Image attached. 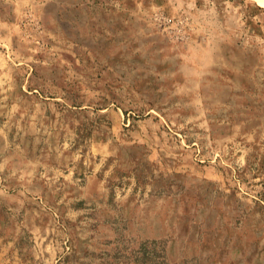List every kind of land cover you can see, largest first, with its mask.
<instances>
[{"label":"rangeland","instance_id":"rangeland-1","mask_svg":"<svg viewBox=\"0 0 264 264\" xmlns=\"http://www.w3.org/2000/svg\"><path fill=\"white\" fill-rule=\"evenodd\" d=\"M142 1L205 81L118 90L113 129L92 100L2 83L0 264H264V5ZM135 29L128 55L155 59Z\"/></svg>","mask_w":264,"mask_h":264},{"label":"crops","instance_id":"crops-1","mask_svg":"<svg viewBox=\"0 0 264 264\" xmlns=\"http://www.w3.org/2000/svg\"><path fill=\"white\" fill-rule=\"evenodd\" d=\"M139 4L143 1L0 0V98L6 80H14L20 93L19 83L36 86L39 81L44 95L60 99L66 109L88 106L84 100H92L89 105L113 117L109 127L113 129L118 90L133 96L141 90L140 83L145 95L148 83L172 82L181 89L191 82H204L206 70L201 71L186 53L174 51L181 48L163 37L171 33L163 13L153 16L150 27L148 13L137 12ZM181 16L178 20L184 28L175 32L176 37L196 36L190 15ZM134 28L140 31L135 40L141 48L157 50L155 59L145 56L134 61L128 55ZM214 50L217 57L222 54L220 46ZM149 67L151 75L146 72ZM100 100L103 104L95 103ZM102 142L110 144V139Z\"/></svg>","mask_w":264,"mask_h":264},{"label":"bare ground","instance_id":"bare-ground-1","mask_svg":"<svg viewBox=\"0 0 264 264\" xmlns=\"http://www.w3.org/2000/svg\"><path fill=\"white\" fill-rule=\"evenodd\" d=\"M258 2L262 5H264V0H258Z\"/></svg>","mask_w":264,"mask_h":264}]
</instances>
